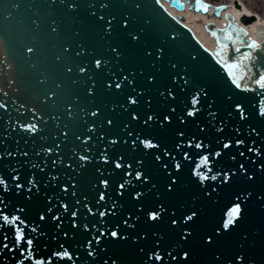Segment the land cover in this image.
Returning <instances> with one entry per match:
<instances>
[{"label":"snow or ice","instance_id":"6c2138e0","mask_svg":"<svg viewBox=\"0 0 264 264\" xmlns=\"http://www.w3.org/2000/svg\"><path fill=\"white\" fill-rule=\"evenodd\" d=\"M202 7H203V6H202ZM134 38H135V37H134ZM247 47H248V48H254V47H258V45H256L255 42L253 41V42L249 43V44L247 45ZM27 51H28V52H31L32 49L29 48V49H27ZM239 51H240L239 48H237V49H236V52H239ZM250 59H252V56H251V53H249V52H245V53H243V54L239 57V61H240L241 63L244 62V61H248V60H250ZM222 62H223V61H222ZM95 63H96L97 65H99L101 62H100V61H96ZM225 66H226L227 68L230 69V71H229V75L232 76V83L235 84L236 87L239 88V87L241 86L240 83H239V81H240L241 79H243V75L241 74L240 76H237V75L235 74V72L231 71L232 69H235L236 67H238L239 64H238V63H235V62L232 63V64H227V63H225ZM81 71H83V69H81ZM249 71H251L250 68H249ZM185 82H186V81H185ZM252 83L258 85L261 89H264V72H262V73L259 75V78H258V79H253V80H252ZM116 87L119 88L120 85L117 84ZM169 95L171 96L172 93L169 92ZM197 95H199V93H198ZM129 103H135V100H134L133 97H130V98H129ZM192 103H193V105H195V104L197 103L196 98L193 99ZM0 107H3V105H0ZM237 108L240 110L241 118H244V117H243V109L240 108L239 105H237ZM33 111H34V110H33ZM93 114H95V113H93ZM187 115H189V116H193V115H195V110H194V109H193V110H189L188 113H187ZM212 115H214V114H212ZM261 115H264V109H261ZM133 118H134V119L136 118L135 115L133 116ZM153 119H154L153 116H151V115L148 116V120H153ZM168 119H169L168 117H164V120H165V121H167ZM182 119H183V118H182ZM21 127H22V128L27 127L29 131H32V132H33V131L35 130V128H36V125H35L34 123H30L29 125H21ZM181 135H183V134H181ZM112 143H115V141H112ZM134 143H135V141H133V144H134ZM142 143H145L146 146H148V147H153V148L157 147V145L150 144V143H148L147 141H142ZM237 143L239 144V143H241V142L238 141ZM223 146H224V148H228V147H229V144H228V143H225ZM196 147L199 148V147H202V145H200V144H196ZM44 151L47 152V153H50L52 150L47 148V149H44ZM8 155H14V153H9ZM25 155H27V154L25 153ZM215 155L219 156L220 153H216ZM241 155H242V153H241ZM80 159H81V160H86L87 157H85V156H80ZM105 159H107V158L105 157ZM157 159H159V157H157ZM200 163H201V164L207 163V157L202 158L201 161H200ZM33 167H37V165H33ZM116 167H117V168L121 167V164H120L119 162H117V163H116ZM176 167L179 168V164H177ZM240 169H241L242 171H244V166H243V165H240ZM136 177H137L138 179L141 178V174H140L139 171L136 173ZM201 178L203 179L204 177H201ZM216 178H217L216 176H212V179H213V180H215ZM12 179H13L14 181H18V175L14 176ZM143 179H144V180H147V177H143ZM229 179H230V177H229L227 174H224V176H223V180H224L225 182H227ZM103 183H104V185H105V187H106V185H107V181H104ZM0 184H4V180H3V179H0ZM29 185H30V186H29V189H28V190L30 191L32 188L36 187L35 180L33 179V180L29 181ZM15 186H16V189H20V188L22 187V185H21L20 183H16ZM124 186H125L124 184H121V185H120V188L123 189ZM169 187H170V186H169ZM64 190H66V188H65ZM136 196H137V198H139V197L141 196V193H137ZM99 199H100L101 201L104 200V194H103V193H100V198H99ZM241 199H242L241 196H237V200H238V201L241 200ZM77 203H79V201H77ZM97 203H99V201H98ZM114 207H115V204L112 205V208H114ZM64 208H65V211H67V205H64ZM19 211H23V209H19ZM49 211H51V209H49ZM88 211H89V212H92V209L89 208ZM161 211H163V209H161ZM240 211H241V208H240V205H239V204H237L236 206H234V207H232V208L230 209V211H229V213H228V215H227V219L225 220V222H224V224H223V228H224V229H228L229 226L233 224L234 219H235L236 216L240 213ZM105 214H106V213H105L104 211L99 212V215H100L101 217L105 216ZM76 215H77L76 212H72V216H73V217H75ZM195 215H196V213L193 212L191 215H189V216L186 217V220H188V221L192 220L193 217H194ZM149 218L152 219V220H156V219L159 218V213H150V214H149ZM0 219H3V221H5V222L11 224V223H13L14 221L18 220L19 217H17V216H12V217H11V220H9V217H8L7 215H4L3 213H0ZM40 219H44V216L41 215ZM55 219H59V217H56ZM20 223L23 224L24 222H23V221H20ZM124 223L127 224V220H125ZM173 223H175V221H173ZM57 227H59V225H57ZM85 227H87V225H85ZM14 231H15L14 239L17 241V243H19V241L23 238V236H22V231H21L20 228H16ZM32 231L34 232V231H36V229H35V228H32ZM185 233L187 234V231H185ZM104 235H105L104 232H101V233H100V236H104ZM108 235H110V236H112V237L115 238V237L118 236V233H117V231L109 230ZM5 239H7V237H5ZM99 239H100L99 237H96V242H97V243H99ZM207 240L210 242L211 237H208ZM25 243H26L27 245H31V244H32V240L29 238V239H27V240L25 241ZM6 246H7V245H5V247H6ZM89 247H91V241H89ZM21 251L23 252V249H22ZM89 254L91 255L92 253L90 252ZM63 255H65V256L68 255V253H67L66 250L64 251ZM184 255L186 256L187 254L184 253ZM173 259H175V257H173ZM236 259H237V257H236ZM239 259H241V257H239ZM37 264H40V261H37ZM112 264H116V262L113 261Z\"/></svg>","mask_w":264,"mask_h":264}]
</instances>
